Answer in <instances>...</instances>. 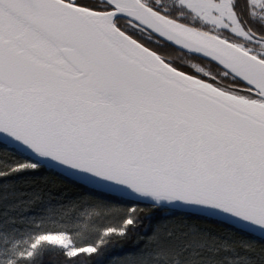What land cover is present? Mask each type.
I'll return each instance as SVG.
<instances>
[{
  "label": "snow or ice",
  "instance_id": "obj_1",
  "mask_svg": "<svg viewBox=\"0 0 264 264\" xmlns=\"http://www.w3.org/2000/svg\"><path fill=\"white\" fill-rule=\"evenodd\" d=\"M0 264H264V0H0Z\"/></svg>",
  "mask_w": 264,
  "mask_h": 264
}]
</instances>
